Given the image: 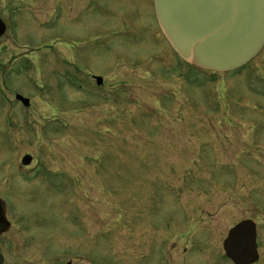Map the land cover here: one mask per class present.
<instances>
[{"label": "rangeland", "instance_id": "rangeland-1", "mask_svg": "<svg viewBox=\"0 0 264 264\" xmlns=\"http://www.w3.org/2000/svg\"><path fill=\"white\" fill-rule=\"evenodd\" d=\"M152 6L13 0L18 10H3L0 63H20L18 76L0 73V168L23 155L37 168L0 188L7 264H153L155 247L161 264H229L222 241L245 220L264 264V48L211 76L178 61Z\"/></svg>", "mask_w": 264, "mask_h": 264}, {"label": "water", "instance_id": "water-1", "mask_svg": "<svg viewBox=\"0 0 264 264\" xmlns=\"http://www.w3.org/2000/svg\"><path fill=\"white\" fill-rule=\"evenodd\" d=\"M153 10L158 29L173 52L203 71L226 73L241 68L264 45V0H153ZM3 31L0 21V35ZM15 98L28 104L19 95ZM29 161V156L22 158L23 165ZM3 218L0 200V222ZM223 247L233 264L257 261L254 223L236 224Z\"/></svg>", "mask_w": 264, "mask_h": 264}, {"label": "flooded vegetation", "instance_id": "flooded-vegetation-1", "mask_svg": "<svg viewBox=\"0 0 264 264\" xmlns=\"http://www.w3.org/2000/svg\"><path fill=\"white\" fill-rule=\"evenodd\" d=\"M1 1V0H0ZM46 3H47V5H48V0H46ZM7 9H11V12L13 13L15 10H18V9H14L13 8V0H4V1H2V2H0V21L3 23V25H4V31H3V33H1V35H0V40L1 39H3L5 36H6V34L8 33V32H10V29H9V24H10V21H9V24H8V22H5V21H7V20H5L3 17H2V13H3V10L4 11H6ZM46 21H42V27H43V25H44V23H45ZM156 25V24H155ZM157 29V28H156ZM157 31H158V29H157ZM158 33H159V31H158ZM159 35H160V37H161V34L159 33ZM161 39H162V37H161ZM164 41V40H163ZM165 43V42H164ZM3 43H2V41H0V51H1V49H2V47H1V45H2ZM165 45L168 47V45L165 43ZM49 47V46H48ZM9 49H11V47H8ZM169 48V47H168ZM169 50H170V48H169ZM2 54V53H1ZM175 55V54H174ZM176 56V55H175ZM12 58V59H11ZM176 58L178 59V57L176 56ZM2 59V58H1ZM9 59H11V60H9V62L5 65V64H3V62L2 63H0V65L2 66L1 67V71H0V73H1V75L3 76V77H8V78H12V76H16L17 75V72H18V70H19V68H18V62L20 63V59L19 58H15L14 59V57L13 56H11V57H9ZM178 61H180L179 59H178ZM181 63H183L182 61H180ZM183 65H185L186 66V64L185 63H183ZM188 66V65H187ZM18 76V75H17ZM92 79H93V81L95 82V86L98 88V89H100V88H102V89H105V84H104V82L102 81V79H101V82L99 83V84H97V81L95 80V77H92ZM189 82H190V78H189ZM16 95L17 94H15L14 95V100L16 101V103L18 104V106H22L23 108H28V106H29V101H28V104L27 105H23L20 101H18V100H16ZM108 95H109V92H108ZM25 156H28V155H23V157H25ZM23 157H21L20 158V165H21V167H15L14 165H12V164H10L9 162L8 163H5L4 164V166L3 167H1L0 168V188H1V190L2 189H5V190H8V191H10L11 189H13L12 187H14L15 188V186H16V175L17 176H19V172L21 173V176H24V175H30V176H33L34 174H36L35 172H36V170H37V168H35V163H34V161H33V158L31 157V156H29L30 157V161H29V163L27 164V165H23L22 164V158ZM17 171V174H15V172ZM25 181V180H24ZM0 200L2 201V203H3V208H4V218H3V222H0V248H1V246H3L4 244H5V241H4V236L5 235H7L8 233H9V230H10V228H11V222L8 220V217H7V215H6V205H5V201H4V199H2L1 198V196H0ZM254 223V222H253ZM255 224V223H254ZM17 227H18V225H17ZM255 228H256V224H255ZM257 229V228H256ZM229 231V230H228ZM257 231V230H256ZM227 234H228V232H227ZM227 234H226V237L224 238V240L222 241V245H221V248H222V253H223V261H227L229 264H233L227 257H226V254H225V251H224V243H225V241H226V238H227ZM15 235H18V233H17V228H16V231H15V233H14V236ZM16 239L18 240V237H13V238H11V242H12V240H13V243L14 244H16V252H17V243H18V241H17V243H16ZM256 243H257V237H256ZM11 245H12V243H11ZM155 249H157V247H155ZM155 249H154V251H150V257L152 258V259H155V260H153L152 262H154L153 264H161L160 263V259L158 258V259H156L157 257H156V255H155ZM1 250V249H0ZM259 246H258V243H257V248H256V252H257V255H258V260L255 262V263H253V264H257L258 262H259V260H260V253H259ZM157 253H158V255H160L161 253H159V249H157ZM17 255H18V253H17ZM0 256H1V258H2V264H7V260H6V257H5V254H3L1 251H0Z\"/></svg>", "mask_w": 264, "mask_h": 264}, {"label": "bare ground", "instance_id": "bare-ground-1", "mask_svg": "<svg viewBox=\"0 0 264 264\" xmlns=\"http://www.w3.org/2000/svg\"><path fill=\"white\" fill-rule=\"evenodd\" d=\"M260 55V54H259ZM258 55V56H259ZM258 56H256L252 61H250L249 63H252L254 60H256L258 58Z\"/></svg>", "mask_w": 264, "mask_h": 264}]
</instances>
